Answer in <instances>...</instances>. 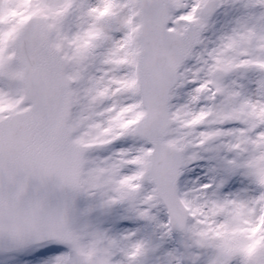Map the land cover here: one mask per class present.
Masks as SVG:
<instances>
[{
    "label": "snow or ice",
    "instance_id": "snow-or-ice-1",
    "mask_svg": "<svg viewBox=\"0 0 264 264\" xmlns=\"http://www.w3.org/2000/svg\"><path fill=\"white\" fill-rule=\"evenodd\" d=\"M0 264H264V0H0Z\"/></svg>",
    "mask_w": 264,
    "mask_h": 264
}]
</instances>
